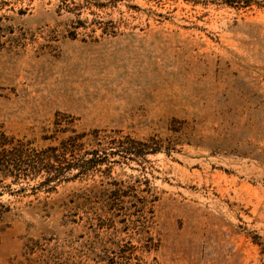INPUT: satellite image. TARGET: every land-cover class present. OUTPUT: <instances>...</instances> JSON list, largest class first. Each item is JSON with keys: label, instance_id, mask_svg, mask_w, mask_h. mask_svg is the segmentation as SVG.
<instances>
[{"label": "rangeland", "instance_id": "rangeland-1", "mask_svg": "<svg viewBox=\"0 0 264 264\" xmlns=\"http://www.w3.org/2000/svg\"><path fill=\"white\" fill-rule=\"evenodd\" d=\"M0 264H264V0H0Z\"/></svg>", "mask_w": 264, "mask_h": 264}]
</instances>
